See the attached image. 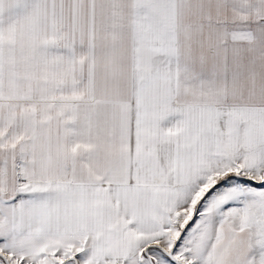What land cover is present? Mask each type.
<instances>
[{"label":"snow or ice","instance_id":"obj_1","mask_svg":"<svg viewBox=\"0 0 264 264\" xmlns=\"http://www.w3.org/2000/svg\"><path fill=\"white\" fill-rule=\"evenodd\" d=\"M0 264H264V0H0Z\"/></svg>","mask_w":264,"mask_h":264}]
</instances>
